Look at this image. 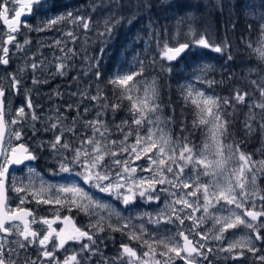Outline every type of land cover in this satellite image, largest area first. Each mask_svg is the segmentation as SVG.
Listing matches in <instances>:
<instances>
[{"label":"snow or ice","instance_id":"snow-or-ice-1","mask_svg":"<svg viewBox=\"0 0 264 264\" xmlns=\"http://www.w3.org/2000/svg\"><path fill=\"white\" fill-rule=\"evenodd\" d=\"M11 3H19V8H12L8 5ZM162 4H169V0H161ZM221 0H217L220 5ZM122 0H94L89 5L93 11L100 8H107L109 15L104 19L103 30L96 28L97 36L101 43L100 53L106 50V45L111 40L114 33L115 25L111 23L120 15L119 9L124 7ZM131 7V5H127ZM54 7V5L52 6ZM49 7V0H0V20L7 26L6 33H0V65L7 66L10 63V49L8 45L15 42L17 51H24L25 46L31 41L27 38L23 44L17 41L15 33H19L21 28H27L29 31H50L55 25L61 22H68L75 28H83L85 32L93 31V23L91 16H85L83 13L64 12L48 17L40 24L33 26L29 21L22 20L25 10L32 14L34 11H41L45 16L52 11ZM234 7V6H233ZM151 8L149 0H137L135 11L132 17L128 18L131 24L136 18V13L141 9L147 11ZM14 15L10 16V13ZM119 23V20H116ZM99 22H97V25ZM151 30L148 33L150 39L157 42L159 48L161 38L151 19L149 20ZM233 27L235 25L233 24ZM251 28V25H249ZM259 29L264 35V15L259 17ZM167 30H165V33ZM189 32L195 33L192 25H189ZM65 35L76 40L74 31H68ZM209 33L205 32L194 43L206 49H211L216 53H223L225 45H217L208 38ZM63 43L57 39L54 44L59 46ZM259 47L255 48V52L261 61H264V40L259 42ZM230 46V45H229ZM190 47L187 42L178 43V46H170L167 35L163 41L162 58L167 61H175L182 53ZM252 47V45H249ZM65 52L64 48L59 49ZM71 52V49L67 50ZM76 53L73 52V55ZM67 55V53H66ZM101 57L91 58L94 63H90L84 72L96 78V81L102 82L104 72L100 67ZM227 59L231 61L233 56L228 55ZM59 61L56 66V73L53 75H65V69L68 67L64 63V57H56ZM139 69L128 71H117L109 77L107 83L113 86V95L116 101H110L104 93V90L97 83L96 91L93 94L87 88L72 92L71 95L80 97L79 104H76L77 115L72 117V125L64 123L66 117L57 114L54 117L49 116L48 121L44 122L43 131H51L53 139L51 141H41L38 145L43 148L47 144L53 154L54 161L59 165L53 175L62 173L68 174L69 177L79 176L83 183L89 188H95L99 192L107 193L120 200L125 206L135 204L137 198L146 204L157 203L161 201L160 193H166L167 199L163 201L164 208L160 209L156 216L150 213H137V218L142 219L148 216V222L154 225L173 224L179 222L180 226L185 224L186 220H191L192 227L188 232L199 236L204 243H197L190 235L185 233L183 227H177L175 234L161 239H145L148 235L143 225L139 226V233L135 231L136 226L132 223V217H122L115 211L111 205L106 202L97 200L89 191L81 184L69 180L62 184H49L43 179L40 180V187L34 186V177L38 174L34 168H29L28 183L23 181L17 182V178L12 175L11 166L24 165L26 161H34L37 155L24 142L13 144V138L16 141L23 139V127L27 125L29 117L32 121H36L39 117L35 114L36 105L33 104L30 96L25 95V105H21L15 110V116L10 123L6 120V110L11 112L9 99L7 96L8 89L0 85V233L12 235L13 229L15 234L19 236V240L10 243L18 244L20 249L26 250L33 246L38 240L40 246L39 255L47 262V264H84L85 260L92 258L100 252V245L105 243L106 238L100 236L105 231L103 222L115 214L122 224H108V228L112 232H121L126 234L129 240L142 241V245H146L148 251L139 256L137 251L128 244H121V252L113 258L117 262L123 261L127 257L126 264H174L173 256L183 261V264H202L207 261L213 264L210 259L214 249L208 246L209 240L221 242V246L215 249L216 252L227 253V259L239 261L245 257V253H251L256 256L257 260L264 264V255H257L261 249L255 243L256 241L264 243V189L257 185L258 175L264 173V159L253 160L252 154L244 151L241 147L245 141L237 140L232 132L231 126L234 121L228 119L234 116L236 112V104H245L246 96L250 95L248 90L234 89V94L228 97H220L215 93L208 94L204 90L194 87L191 83L182 85L180 92L184 101V106L189 105L193 108L194 118L189 127L187 119L181 110L180 117L175 115V106L169 104L173 114L167 117L162 115L164 105L161 102L160 92L156 84L155 78L150 83L136 77L143 76L145 71V61L137 59ZM152 64L155 66L156 61L153 59ZM33 70L32 83H48L47 79L41 80L37 77L36 71L44 70L42 63L38 64L33 61L30 65ZM161 71H172L170 64H160ZM17 73H7L5 78L9 80V88L12 94H19L22 88L25 92L27 89L21 78L25 74V69L20 68ZM196 80L205 83L209 87L217 83L223 84L215 79H207L209 72L215 71L212 65H197ZM233 74L229 73L228 79H233ZM77 80L76 77H73ZM77 83L78 80H77ZM251 84L262 98L255 103L248 104V112L243 121L245 136L251 137L257 128L253 121H258L259 130L262 138H264V69L258 73V79L251 81ZM143 85V87H141ZM91 84H89V88ZM120 91L116 92L115 89ZM56 95H60L57 91ZM127 99L128 106H124L122 101ZM91 102L85 105L84 101ZM235 101V103H233ZM73 104L67 105V108H73ZM82 107V111L80 108ZM126 107L131 116V120L121 119L116 122V116L119 111ZM228 108L232 111L229 112ZM258 108L257 113L253 109ZM95 111V118L88 119V114ZM110 117V119H106ZM82 121L86 128L92 130L91 136H86L81 141L80 147H73V142L67 138V134L75 135L77 129L75 125ZM11 125H21L20 128H12ZM132 125L136 127L133 128ZM147 127L146 132L142 134L141 129ZM179 127V132L173 137L171 127ZM7 130V135H6ZM41 129H37L32 124L33 136ZM199 131L203 137L202 145L196 144L193 140L195 134ZM119 133V135H117ZM107 134V135H106ZM115 136V138H113ZM120 136L123 138L121 139ZM135 136V142L129 143V137ZM264 142V140H262ZM118 148V151L116 150ZM264 156V147L257 149ZM65 153H71L66 155ZM127 154L124 159L117 158L123 154ZM151 153V155H149ZM106 158L110 159L106 163ZM147 158L148 164L140 167V171H147L148 176H138L137 167H133L134 161ZM238 161L235 164L231 162ZM231 165V166H230ZM115 166V167H113ZM115 168H119L116 171ZM198 168H202L203 172ZM186 169H190L191 175ZM201 176L211 177L207 182L201 180ZM221 181H224L223 183ZM175 189V191H173ZM191 189V191H188ZM15 192L19 204L12 208L8 204L9 193ZM23 193L24 195H21ZM31 196L37 204L56 205L58 208L53 209V218L40 217L39 221L32 210L20 207L25 204L26 196ZM203 203H200V198ZM192 197L193 199H189ZM261 201L259 209L256 206V200ZM215 201V203H213ZM223 201V207L219 211H224L226 215L213 214L211 208H216ZM180 205L182 207L178 208ZM66 208L69 213L74 209L83 212L88 217H97L93 222L89 220L87 229L81 228L74 222V218L69 215H60V209ZM201 208L205 213L204 216L196 217L195 213ZM234 209H239L237 214ZM191 209L190 213L185 212ZM107 211L108 216L101 215ZM180 213H184L181 215ZM31 217V219H27ZM206 217H211L214 221L213 229L208 231H198L205 222ZM245 217L247 219H245ZM19 221L23 224L21 229ZM63 223L65 227L58 230L53 227L57 222ZM42 223L46 226V231L41 233L31 228L32 224ZM239 226L249 230L251 236L244 234L238 239L230 240L226 247L222 246V242L226 239L225 233ZM95 229V232L91 231ZM125 229H128L125 233ZM179 236L183 240V244L176 240ZM107 239H111L108 237ZM87 241V242H84ZM153 244L160 246L166 251H160L159 255L166 259L161 261L154 259L157 255V249ZM51 245V246H49ZM79 246L78 249L75 246ZM240 249V251H235ZM64 250L63 259H59L56 253ZM148 257V259H144ZM0 264H18V261H8L3 251V242H0ZM24 264H37L35 260L24 257ZM104 264H111V261L105 260Z\"/></svg>","mask_w":264,"mask_h":264},{"label":"rangeland","instance_id":"rangeland-1","mask_svg":"<svg viewBox=\"0 0 264 264\" xmlns=\"http://www.w3.org/2000/svg\"><path fill=\"white\" fill-rule=\"evenodd\" d=\"M69 2L72 0H68ZM78 4L77 6L66 8L64 10L59 11L58 13H52L48 12L47 16L43 14L41 11H34L32 15V22L31 24L33 26L40 24L42 21L47 19L48 17H51L53 15H57L59 13H64V12H73V13H83L85 16H91L92 22H94L96 28L98 26L99 29L103 28V22L106 17H108L109 12H105V8H100L97 9L96 11H93L89 5H91L94 0H77ZM107 0H105L106 3ZM85 5V6H84ZM9 7L14 8V3H11L8 5ZM260 15H262L261 12L257 11ZM249 14L254 16L253 13L249 12ZM257 21L259 19L256 17L255 18ZM103 20V21H102ZM115 20V19H114ZM183 20V18H182ZM188 20L185 18L183 22H187ZM97 22L99 24L97 25ZM112 22V21H111ZM145 23L143 27H146ZM65 26V27H64ZM151 30V29H150ZM149 30V31H150ZM68 31H74L76 40L73 41V39L67 35H65L66 32ZM5 33V31H3ZM149 33V32H148ZM97 34L96 30L90 31V32H85V30L81 28H75V26L69 24L68 22H61L58 25H55L53 27V30L50 31H43V32H37V31H29L27 28H21V31L16 34L17 41H19L20 44H23L24 40L27 38L28 40L31 41L30 44L25 46L24 51H17L15 48V42H13L12 45H8L10 49V63L7 66V68H2L0 71V78H5L7 73H18V69L24 68L25 69V74L21 77L23 79V83L26 86L27 89H31L30 92H25L24 88L21 89L19 94H12L10 88H9V80L8 79H0L2 86L5 87V89H8L7 96L9 99V106L12 109L11 112H8L7 110V116L6 120L10 123L11 119L15 116V110L20 107L21 105H25V95L30 96L32 102L34 105H36L34 111L35 114L39 117L38 120L32 121L31 118L29 117V121L27 125L23 127V139L22 141H16L13 138V144H18L20 142H24L26 145L30 147V150H33L36 155L37 159L31 162H28L24 165L22 170H20L19 173L13 174L17 178V182L19 183L20 181H23L25 184L28 183V177H29V168H34L36 170V173L38 174L36 177H34V186L39 188L40 187V180L43 179L49 184H62L66 183L69 180L72 182H76L81 184L87 191H89L97 200H100L102 202H106L109 205L112 206V208L115 209V211L119 212L122 217H132V223L136 226L135 231L139 233V226L142 224L144 227L145 232L148 234L144 238L145 239H161L165 238L167 236L175 234L177 227H183L185 230V233L190 235V238L194 239L197 243H204V241L200 240L199 236H195L191 233L188 232V229L192 227V222L191 220H186L185 224L183 226L179 225V222L177 221L175 225L173 224H161L159 226L154 225L152 223L148 222V216H144L142 219L137 218V213H150L152 216H156V214L159 212L160 209L164 208V203L163 201L167 199V194L161 192V201L159 202V206L157 203H150L146 204L139 198H137L135 204L125 206L120 200L109 196L107 193L99 192L95 188H89L88 185L83 183V180L79 176H74V177H69L68 174L62 173L60 175H53L52 173L58 169L59 165L54 161L53 159V154L47 144L44 145L43 148L39 147L38 145L40 144L41 141H51L53 139V133L51 131L44 132L42 129L44 127V122L48 121L49 116H55L57 114H62L64 117H66L64 123L67 125H72V117L77 115V108L76 104H79L80 102V97L78 96H73L71 95L72 92L78 91V87L81 89H85L88 87H85L83 84V78L85 80V75L84 72L88 67V60H89V52L85 53V48L89 45V41H91L94 36ZM136 34V32L134 33ZM187 35L188 38H192V33L189 32V26L186 27L185 30H178L175 29L173 34L170 36V40L172 42H177L180 37V35ZM59 39L63 43H61L58 46H55L54 42ZM261 40H264V35L261 34V32L258 34V37L255 41V43L250 44L252 47H248L249 51L256 57V60L261 63V66L264 69V61H261L257 53L255 52V48L259 47V42ZM135 42H138L135 41ZM148 42V38L144 40V43L146 44ZM194 46L196 49H201L203 47L198 46L194 43ZM45 45L51 46L53 48V51H51V55L48 58L49 61L46 62V52H45ZM178 45V44H177ZM64 48L65 52H61L59 49ZM163 48V47H162ZM71 49V52H68L67 50ZM209 50H211L209 48ZM49 51V50H48ZM212 51V50H211ZM73 52L76 53L73 55ZM214 52V51H213ZM67 53V55H66ZM216 53V52H215ZM222 54V53H220ZM159 57L162 58V51L159 52ZM56 57H64V63L68 65V67L65 69V76L68 79V83L65 86V91L64 93H60V87L59 90L55 87H51V84H47L44 92L42 94H38L36 92V89L32 86V80H30L28 83H26L25 76L27 67L30 70L31 63L33 61L37 62L38 64L42 63V66L44 67L43 72L49 71L52 69L54 73H56V64L59 63V61L56 60ZM77 59L78 61V67L82 69V72L79 74L80 80L79 84H76L74 82V79L69 78V72L73 69V67L76 66V63L74 59ZM47 59V60H48ZM160 60V59H157ZM135 58H131L130 60L127 61L126 67L123 70H118V71H128L129 69L136 70L139 69L140 66H137L135 64ZM46 62V66H44ZM84 62V63H83ZM179 67L178 70L182 73V63L181 61L178 63ZM200 65H204L200 64ZM28 71V73H29ZM251 74L248 76L250 77L251 75L255 78L258 79V73L260 72L259 70H250ZM52 73H49L47 76L51 77L53 75ZM184 72V71H183ZM199 73L196 71V64L193 65L192 69L190 72H184V84L187 85L191 83L194 87L199 88L200 90L206 91L208 94L209 91L202 86H199V82L196 80V75ZM154 77L152 76H138L136 77L137 80H145L148 83L151 82V80ZM70 79V80H69ZM49 82L50 79H47ZM251 81L249 78L244 80V83L246 85V90L250 92L249 96H246V106L248 110V104L255 103V101H259L262 98L259 95V91L254 88V86L251 84ZM143 87V85H141ZM235 88L240 89V84H238ZM89 90V89H88ZM245 90V88H243ZM59 92L60 95H56V92ZM90 91V90H89ZM94 94L95 91H92ZM234 94V92H233ZM38 99V100H37ZM129 102V101H128ZM235 102V101H233ZM44 104V105H43ZM73 104V108L69 109L67 108V105ZM85 105H90L91 102L88 100L84 101ZM53 105V106H51ZM64 109V110H63ZM255 112H259L260 109L254 108ZM80 111H82V107L80 108ZM88 119H93L95 118V111H91L88 114ZM128 120H131V116L128 117ZM117 123H119L116 120ZM258 125V121H254ZM35 124L37 129H41L37 135L33 136L32 133V124ZM12 128H20L21 125H11ZM77 132L75 135L72 134H67V138L73 142V147H80L81 141L84 139L86 136H91L92 130L90 128H86L84 123L82 121L78 122L75 125ZM133 128H135V125H132ZM147 127H150V125H146L145 128L141 129L142 134L146 132ZM261 133V132H260ZM107 135V134H106ZM119 135V133H117ZM115 138V136H113ZM122 139L123 137L120 136ZM202 140L203 137L200 135V138L197 140L196 144H201L202 145ZM264 138H262L261 135V142L260 146L252 151V156L253 160H261L264 159V156L261 155L260 152L257 151V149L264 147V142H262ZM129 143H134L135 142V136L129 137ZM118 151V148L116 149ZM66 155H71V153H65ZM251 154V153H250ZM151 155V153L149 154ZM127 156V154H123L121 156H118L117 158L124 159ZM106 163L110 162L109 158H106ZM238 161H233L231 162L232 164L237 163ZM148 164L147 158H142L141 160L134 161L132 163L133 167H137V175L138 176H148L150 175L149 172L147 171H140V167L146 166ZM231 166V165H230ZM115 167V166H113ZM116 171H119V168H115ZM199 171L203 172L202 168H198ZM189 175H191L190 169H186ZM211 179V177H206V176H201V180L204 182H207ZM222 183L224 181H221ZM257 185L261 188L264 189V173H261L258 175L257 179ZM175 191V189H173ZM188 191H191L189 189ZM189 199H193L192 197H189ZM200 203H203V198L201 196L200 198ZM215 203V201H213ZM261 204V201L259 199L256 200V206L257 209H259ZM221 205H223V201H221L220 204L217 205L216 208H211L210 212L213 214H219V215H226L227 213L224 211H219L218 209H221ZM54 208H58L59 206L52 205ZM178 208L182 207L180 205L177 206ZM223 207H227V205H223ZM234 211L237 212V214H240L239 209H234ZM192 210L191 209H186L185 212L190 213ZM75 214L78 215V217L82 220H84L85 226L88 228L89 226V220L91 219L93 222L97 219V217H88L85 215L83 212L73 210ZM181 215H184V213H180ZM101 215L107 217L108 212L104 211L101 213ZM205 213L203 212V209L201 208L200 211L195 213L196 217H201L204 216ZM245 219H247L245 217ZM264 220V217L261 218ZM122 224L123 221L120 220L115 214H113L109 219L105 220L103 222V226L105 228V231L103 233H100V236H103L106 238L105 243L100 245V252L96 254L95 260H85L84 264H104L105 260L111 261V264H126L127 262V257H124L123 261L117 262L113 258H115L122 250H121V244L125 243L128 244L130 247L134 248L139 256H143V253L145 251H148V248L146 245H142V241H133L129 240L128 236L126 234H123L121 232H112L110 228H108V224ZM214 225V221L211 217H206L204 224L198 231L204 232L208 230H212ZM91 231L95 232V229H91ZM128 229H125V233H127ZM261 231H264V229H261ZM248 234L251 236V233H249V230L244 228L243 226H239L236 229H231L228 232H226L224 235L226 239L222 242V246L226 247L228 242L233 239H238L240 236ZM108 237H111V239H107ZM176 240L179 241V243H183V240L179 237L176 236ZM1 242H3V251L7 247V244L4 242V240L1 239ZM87 242V241H86ZM257 246L261 249L260 252L257 253V255H264V243L256 241L255 242ZM208 246L212 247L214 251L211 253L210 259L212 260L213 264H261L259 260H257L256 256H253L251 253L246 252L245 257L242 258L239 261H233L232 259H227L226 257L228 256L227 253H220L216 252L215 249L221 246V242H217L215 240H209ZM153 247L157 249V255L154 257V259L157 260H165V257H162L159 255L160 251H166V249H162L160 246L153 244ZM17 248V244L14 245V249ZM12 249V248H10ZM235 251H240V249H236ZM5 253V252H4ZM173 256L174 264H183V261L180 260L179 258H176L174 254H171ZM144 259H148V257H144ZM18 264H24V262L19 261ZM202 264H208L207 261H203Z\"/></svg>","mask_w":264,"mask_h":264},{"label":"trees","instance_id":"trees-1","mask_svg":"<svg viewBox=\"0 0 264 264\" xmlns=\"http://www.w3.org/2000/svg\"><path fill=\"white\" fill-rule=\"evenodd\" d=\"M60 1L61 0L51 4V7L53 5L54 7H52V11L50 12L58 13V10L61 11L63 9L62 6H58ZM136 2L137 0H122V4L125 6L119 9L120 15L111 22L115 25L114 33L111 40L107 43L106 50L103 54L100 53L101 43L99 39L96 38L97 34L89 41V45L85 48V53L89 52L88 65L95 62L91 58L102 56L100 59V67L104 72L103 81H96V78L92 76L91 73L87 76L85 75V80L83 78L84 86L88 87L91 92L96 91V85L99 83L100 87L104 90L103 94H106L110 101L115 102L116 97L113 95V86L107 83L109 77L118 70L125 69L124 67H126L127 61L131 58H135L136 61L137 59L144 60L145 71L143 76H152L156 80L161 102L164 105L162 115L167 117L173 114L172 108L169 107L171 103V105L175 106V115L178 118L183 109L188 125L191 127V121L194 118L193 108L191 105L187 107L184 106V101L181 98L180 92L181 86L185 85L184 72H190L195 64L196 66L203 63L204 65H212L215 71L209 72L206 78L215 79L216 81H220L223 78L225 82L223 84L217 83L212 87H209L205 83L199 82L198 84L200 87L203 84L211 94L215 93L220 97H228L233 94L238 84H240V89L243 91V88L246 90L244 80L247 78L250 80L255 79L252 75L248 77L251 74L249 69L254 71L263 69L261 63L256 60V57L249 51L248 47L250 44L255 43L260 33L259 21L255 18L257 17L259 19L261 16L257 11L264 15V0H221L220 5L217 4V0H169V4H162L161 0H149L151 8L147 11L141 9L140 12L136 13V18L129 24L128 18L132 17ZM127 5H131V7ZM104 11L109 12L107 8H105ZM249 12L253 13L254 16H251ZM185 18L188 20L186 23L183 22ZM150 19L160 33L161 42L159 48L157 47L156 40L150 39L148 36V32L151 29L149 24ZM116 20H119V23H117ZM92 23L94 30H96L94 22ZM145 23H147L146 27H143ZM190 24L195 30V33H192L193 37L191 39L185 34L180 35L176 43L170 40V36L175 29L183 31ZM233 24L235 27H233ZM249 25H251V28ZM99 30L102 31L103 28ZM165 30H167L166 33ZM135 32L136 34H134ZM205 32L209 33L208 38L215 44L225 45L222 54L215 53L206 48L196 49L193 41L198 39ZM165 35H167L170 46H177L178 43L184 42L190 44V47L186 49L183 56L177 62L169 63L166 59H161L158 55L163 47ZM146 38H148V42L145 44L144 40ZM137 40L138 42H135ZM45 49L47 62L49 61L48 58L53 48L45 45ZM229 54L233 56L231 61L227 59ZM153 59L156 61L155 66L152 64ZM74 61L76 66L73 67L68 75L70 79L72 76L76 77L79 82L81 76H79V74L82 72V69L78 67L76 58ZM136 61L135 64L140 66ZM180 61L183 66L182 73L178 70V63ZM46 62L44 66H46ZM160 64H170L172 66V71L162 72L159 68ZM28 71L29 69L27 67V76L24 77L26 83L32 80L33 76V70H30L29 73ZM52 72V69L45 72L38 69L36 75L41 80L50 79L48 83L51 84V87H55L58 90L60 87V93H64L65 86L68 83L67 77L65 75L47 76ZM229 73L233 74V79H228ZM77 80H74V82L79 84ZM48 83H32V86L36 89L38 94H42ZM89 84H91L90 88ZM115 91L119 92L120 89L116 88ZM122 104L128 106L129 102L125 99L122 101ZM253 110L255 111V109ZM228 111L231 112L232 109L228 108ZM247 112L246 103L236 104L235 115L228 117V119L234 121L231 129L235 138L245 141V143L241 145L242 149L252 154V151L260 146L261 133L259 125L253 121L257 131L251 137L245 136L243 121L246 118ZM129 116L130 114L127 108L124 107L117 114L116 120L119 122L121 119H128ZM106 119H110V117ZM170 127L172 135L175 137L179 132V127L178 125ZM200 135L201 133L197 131L193 137L195 143L200 138Z\"/></svg>","mask_w":264,"mask_h":264},{"label":"flooded vegetation","instance_id":"flooded-vegetation-1","mask_svg":"<svg viewBox=\"0 0 264 264\" xmlns=\"http://www.w3.org/2000/svg\"><path fill=\"white\" fill-rule=\"evenodd\" d=\"M57 1H59V0H49V7H51V4H54ZM77 4H78L77 0H72V2L71 1L69 2L68 0H61L58 3V6H62L63 9H66V8H69L70 5H71V7H74V6H77ZM19 7H20L19 3H14V8H19ZM0 10H2V9H0ZM59 11L60 10H58L57 12H59ZM33 13L29 14L25 10V13L21 17V19L29 21L31 23ZM9 15L10 16L14 15V12L10 13ZM3 31H5V33L7 32V26L4 25L2 20H0V33H3ZM16 34L17 33H15L14 35H16ZM0 54H2V52H0ZM4 67L5 66L0 65V71ZM0 85H2L1 80H0ZM5 115L7 116V111H6ZM6 135H7V133H6ZM0 159H2V158H0ZM28 162H31V161H28ZM28 162H26V163H28ZM24 165H19L17 167L11 166L10 171H11L12 175L14 174V172L19 173L20 170H22V168L24 167ZM21 195H24V194L21 193ZM26 201L27 202L23 205H20V207H23V208L28 209V210H32L38 221H39L40 217H47L49 219L53 218L54 207H52L51 204H49V205L37 204L35 202V200H33V198L30 195L26 196ZM8 204L12 208H15L19 204V201L17 199V194L14 191L9 193ZM60 215L61 216L69 215V216L73 217L75 224H77L81 228L87 229V227L84 224V220L82 222V220L78 217V215L75 214L73 211L71 213H69L66 208H63V209H60ZM27 219L30 220L31 217H28ZM14 223L19 224V221H16ZM19 226L21 229L23 228V224H19ZM53 227L58 230L59 228L65 227V225L58 221L56 224L53 225ZM31 228L34 230H38L41 233V235L43 234L44 231H46V226L40 222L32 224ZM1 239L4 240V242L7 244V247L4 249V252L6 254V259L8 261H18V262L22 261V262H24V257L27 256L31 260H35L37 262V264H47V262L39 255L40 246H39L38 240L36 241V243L33 246L29 247L26 250H23V249L19 248L18 244H17V248L14 249L15 243H10L11 241H16V240L20 239L19 236L15 234V229H13L12 235H5L3 233H0V242H1ZM84 242H86V241H84ZM49 246H51V245H49ZM75 247L78 249L79 246L77 245ZM10 248H12V249H10ZM56 255L59 259H63L64 255H65L64 250H60V252L56 253ZM95 256L92 258L93 261L95 260Z\"/></svg>","mask_w":264,"mask_h":264},{"label":"water","instance_id":"water-1","mask_svg":"<svg viewBox=\"0 0 264 264\" xmlns=\"http://www.w3.org/2000/svg\"><path fill=\"white\" fill-rule=\"evenodd\" d=\"M177 46H178V45H177ZM183 54H184V53H182L181 56L177 58V60H178L179 58H181V57L183 56ZM177 60H175V61H171V62L168 61V62H169V63H173V62H176ZM26 162H28V161H26ZM26 162H25V163H26ZM14 166H16V165H14ZM16 167H17V166H16ZM182 244H183V243H182Z\"/></svg>","mask_w":264,"mask_h":264},{"label":"bare ground","instance_id":"bare-ground-1","mask_svg":"<svg viewBox=\"0 0 264 264\" xmlns=\"http://www.w3.org/2000/svg\"><path fill=\"white\" fill-rule=\"evenodd\" d=\"M179 59H180V58H179ZM179 59H178V60H179ZM178 60H177V61H178ZM177 61H176V62H177Z\"/></svg>","mask_w":264,"mask_h":264}]
</instances>
